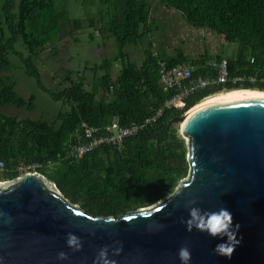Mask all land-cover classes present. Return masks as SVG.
<instances>
[{
    "label": "trees",
    "instance_id": "16d2710c",
    "mask_svg": "<svg viewBox=\"0 0 264 264\" xmlns=\"http://www.w3.org/2000/svg\"><path fill=\"white\" fill-rule=\"evenodd\" d=\"M72 1L0 0V109L12 106L31 111L36 100L34 95L20 97L14 80L5 75L14 67L12 57L19 59V68L37 88L61 106L51 121L18 119L0 112V162L5 165L0 180L14 179L17 168L38 163L43 166L40 174L69 203L92 216L120 218L153 206L187 178L188 151L177 134L178 126L172 123L175 118L225 89L264 91V0H99L100 23L95 30L103 39L114 41L116 53L93 67L88 89L84 77L73 79L67 72L60 80V90L49 91L36 64L43 56L56 55L65 37L60 35L64 25H72L67 34L70 39L79 28L80 20L69 14L68 3ZM153 4L175 11L194 29L210 31L209 35L217 38L215 42L222 39L226 47L218 44L212 52L213 44H208L211 37L200 35V55H188L180 47L171 55L163 49L154 53L152 37L159 29L154 23ZM89 37L93 39V34ZM127 47H140V65L129 60ZM160 61L168 66L186 64L193 79L207 80L216 78L224 64L227 82L190 96L182 110L164 109L156 123L126 139L120 153L108 147L79 161L68 159L69 147L77 143L82 123L103 134L114 118L120 126H127L163 108L176 91L161 87ZM110 63L120 64L118 79L113 78Z\"/></svg>",
    "mask_w": 264,
    "mask_h": 264
},
{
    "label": "water",
    "instance_id": "95a60500",
    "mask_svg": "<svg viewBox=\"0 0 264 264\" xmlns=\"http://www.w3.org/2000/svg\"><path fill=\"white\" fill-rule=\"evenodd\" d=\"M185 113L172 123L180 122L189 174L154 206L105 218L72 205L36 172L0 185V264H181V247L190 264H264V96ZM191 201L208 212L227 208L239 224L235 239L203 231L219 227L215 217L188 231ZM217 244L234 246L230 258Z\"/></svg>",
    "mask_w": 264,
    "mask_h": 264
},
{
    "label": "rangeland",
    "instance_id": "374dc122",
    "mask_svg": "<svg viewBox=\"0 0 264 264\" xmlns=\"http://www.w3.org/2000/svg\"><path fill=\"white\" fill-rule=\"evenodd\" d=\"M84 1L87 2L86 5L83 4ZM153 5V8H156V4ZM98 7L99 0H92V3H89L87 0H73L72 2L68 3V9L70 11L69 14L71 15V18H78L80 20L79 28H76V30L73 32V38L70 39L69 37H67V34L71 31L72 25L70 24V27L69 25H64V30L60 33V35L65 37L60 41V44L57 48L58 50L56 49V55L53 57L43 56L39 64H36V67L41 75V81L49 91L60 90V80L65 76L67 72H71L73 79H75L76 76L84 77L87 82L86 88L88 89V85H91L93 80V67L101 65L104 59L110 58L116 53L114 41L111 38L103 39L95 30L96 28H98L100 23V13L98 11ZM153 15L155 17V26L157 29H159L157 33H153L154 36L152 37L154 42V53L158 52L159 49H163L166 54L170 55L173 53L175 48L180 47L188 55H200L202 54L201 42L203 41L200 35L211 37L210 39H208V44H213V47L211 49L212 52L217 51L218 44L222 45V49H224L227 45L222 39H220L218 43L215 42V40L217 39L216 36L209 35L210 31L208 30H198L188 26L179 17V15L175 13V11L165 10L163 9V7L158 5L156 11L153 12ZM104 20L107 22V19ZM90 34H93V39H90ZM230 46L235 47L237 45L230 44ZM18 50L24 53L21 48H18ZM47 52H49V50H47ZM126 53L130 61H133L137 65L141 64L143 60V54L141 52L140 47H130L128 50H126ZM50 55H53V53L51 52ZM11 62L14 67L9 73L5 75L11 77L16 83V92L20 97L24 99H27L30 95H34L36 100L34 102V107L31 111L27 109L18 110L12 106H8L1 108L0 112L5 116H13L18 119L51 121L53 117L56 116L57 112L60 110V104L54 103L49 98V95L45 90H42L43 92L40 91L37 88L35 81L23 73V71L19 68L20 63L17 57H12ZM157 64L158 74H160L159 62ZM167 67L171 66L167 65ZM120 68L121 67L119 63H110V69L112 71V76L114 79H118L120 77ZM97 74H101V72ZM261 83H264V81ZM226 91L227 90L225 89L221 92L215 93L214 95L219 93H225ZM162 113L155 111L151 116H162ZM160 117H158L155 122H152L147 126L156 123ZM111 122V126L113 124H117L121 128H128L132 124L137 123L132 122L127 126H120L116 118H114ZM83 124L95 130L93 136L96 138H104L107 137L106 134H110V128L104 129L103 134H101L99 129L91 127L86 123ZM174 124L178 126L177 134L178 136H180V138H182L180 135V122L176 121ZM144 129L145 128H143L140 132H142ZM140 132H138L134 136L129 137L128 139L137 136ZM77 140L78 141L75 146L78 147H86L90 143L89 140L85 138L82 130L79 139ZM183 140L184 144L186 145V140ZM108 146V144H104L97 148H108ZM95 149L91 150L88 153H85L82 157L78 159H71V161H79L88 154L94 152ZM17 177L18 179H16ZM0 178H2L1 175ZM22 178H24L23 174L19 175L17 173L15 179L10 181L9 183H5V185L17 182ZM43 180L45 181L44 183L47 184L52 190L59 192L55 185L51 184L45 177H43ZM169 195L171 194H166L160 200H163ZM159 201H157L154 205H156Z\"/></svg>",
    "mask_w": 264,
    "mask_h": 264
},
{
    "label": "built area",
    "instance_id": "2783aa9c",
    "mask_svg": "<svg viewBox=\"0 0 264 264\" xmlns=\"http://www.w3.org/2000/svg\"><path fill=\"white\" fill-rule=\"evenodd\" d=\"M159 69H160L159 72L160 85L163 88V90L176 91V94L164 104L163 108L157 110L158 112L161 113L164 109L175 108L176 110H182L185 106L184 101L190 96H193L199 92L208 89L214 90L215 88H218L219 86H222L227 82V72L224 64L222 68L219 70L217 77L211 80L202 79V78L193 79L192 69L186 64L167 67L165 63L159 62ZM160 116H153V117L151 116L140 123L132 124L128 128H121L117 124H113L112 126L110 125L111 127L110 126L107 127V129L110 128L109 129L110 134H106L107 137L104 138L94 137L93 134L95 130L87 127V125L82 123L77 133V139H79L82 130L85 138L88 139L90 143L86 147H78L75 146V144L70 146L67 154L68 159L70 160L78 159L82 157L85 153H88L91 150L104 144H108L109 145L108 147H111L112 149H115L118 153H120V150L122 149V145L126 139L136 135L147 125L151 124L152 122H155L157 118ZM42 169L43 166L41 164L35 163L26 166H21L16 169V172L19 175L23 174V176L32 175L33 173L36 172L38 173V176L43 178V176L40 174V170ZM3 172H5V165L2 162H0V173ZM16 179H18V177ZM12 180H4L1 181L0 184L4 185L5 183H9Z\"/></svg>",
    "mask_w": 264,
    "mask_h": 264
},
{
    "label": "clouds",
    "instance_id": "9594fccd",
    "mask_svg": "<svg viewBox=\"0 0 264 264\" xmlns=\"http://www.w3.org/2000/svg\"><path fill=\"white\" fill-rule=\"evenodd\" d=\"M190 204L192 206L188 208V221L185 222L187 224L188 231H191L193 227L199 229L198 223H192V221H197L200 218H204L205 220H207L208 218L215 217L217 218L216 222L219 227L215 231H213L212 229H203V231H206L209 235L213 237L221 236L222 238L224 236L231 234L232 238L235 239V233L239 230V224L233 223L232 214L227 208H220L213 212H208L207 210L194 206V201H191ZM76 241H77L76 237L71 235L69 236V240H68L69 245L76 243ZM236 243L238 244L239 241L236 240ZM78 247L79 245L77 244V248ZM216 251L219 254L227 255L230 258L232 251H234V246L229 245L225 248L224 244H217ZM101 255L102 256L104 255L103 250L101 252ZM178 256L181 264H190L191 252L187 247H181L178 250ZM58 258L65 259V254L59 253Z\"/></svg>",
    "mask_w": 264,
    "mask_h": 264
},
{
    "label": "bare ground",
    "instance_id": "6f19581e",
    "mask_svg": "<svg viewBox=\"0 0 264 264\" xmlns=\"http://www.w3.org/2000/svg\"><path fill=\"white\" fill-rule=\"evenodd\" d=\"M241 96H264V91L241 89V90H233V91H229V92H225V93H219V94L207 97V98L201 100L200 102H198L189 111H186L185 116L191 114L193 111H195V110H197L203 106H206L212 102H215V101H218L221 99L241 97Z\"/></svg>",
    "mask_w": 264,
    "mask_h": 264
},
{
    "label": "flooded vegetation",
    "instance_id": "af4514ba",
    "mask_svg": "<svg viewBox=\"0 0 264 264\" xmlns=\"http://www.w3.org/2000/svg\"><path fill=\"white\" fill-rule=\"evenodd\" d=\"M4 173V172H3ZM3 173H0V175H2ZM12 180V179H11ZM3 181V180H0V182ZM2 185V184H1Z\"/></svg>",
    "mask_w": 264,
    "mask_h": 264
},
{
    "label": "crops",
    "instance_id": "0c3cea01",
    "mask_svg": "<svg viewBox=\"0 0 264 264\" xmlns=\"http://www.w3.org/2000/svg\"><path fill=\"white\" fill-rule=\"evenodd\" d=\"M171 55V54H170ZM159 80H160V78H159Z\"/></svg>",
    "mask_w": 264,
    "mask_h": 264
}]
</instances>
